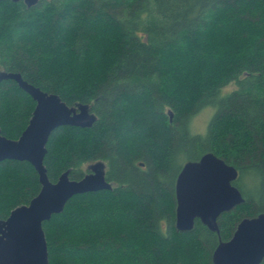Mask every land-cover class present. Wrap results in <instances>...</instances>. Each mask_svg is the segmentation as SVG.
<instances>
[{"label": "trees", "instance_id": "trees-1", "mask_svg": "<svg viewBox=\"0 0 264 264\" xmlns=\"http://www.w3.org/2000/svg\"><path fill=\"white\" fill-rule=\"evenodd\" d=\"M3 71L97 116L47 143L52 182L103 161L112 183L44 222L48 264H213L220 241L264 212V0H0ZM206 106L208 132L193 133ZM35 107L15 80H0L2 135L18 140ZM208 152L238 169L245 202L219 217L220 233L199 219L178 231L177 178ZM41 188L30 162L1 161L0 219Z\"/></svg>", "mask_w": 264, "mask_h": 264}, {"label": "water", "instance_id": "water-1", "mask_svg": "<svg viewBox=\"0 0 264 264\" xmlns=\"http://www.w3.org/2000/svg\"><path fill=\"white\" fill-rule=\"evenodd\" d=\"M20 1V0H12ZM29 6L40 0H24ZM13 79L33 97L36 107L29 125L18 140L2 135L0 162L12 159L30 162L42 184L29 205L12 210L0 219V264H48V246L43 224L61 213L77 194L112 189L106 178V164L99 162L81 179H72L70 170L52 182L44 160L52 132L60 126L92 127L97 116L87 104L69 106L55 93L42 90L26 81L19 72L0 73L1 79ZM144 165V163H142ZM239 171L212 152L199 160L187 161L176 183V228L194 229L199 219L210 230L220 233L219 217L245 202L234 185ZM264 259V212L243 218L231 239L220 241L212 254L213 264H261Z\"/></svg>", "mask_w": 264, "mask_h": 264}, {"label": "rangeland", "instance_id": "rangeland-1", "mask_svg": "<svg viewBox=\"0 0 264 264\" xmlns=\"http://www.w3.org/2000/svg\"><path fill=\"white\" fill-rule=\"evenodd\" d=\"M236 85L235 83H231L230 85H228L225 90H231L232 88H234ZM215 112V107L214 106H206L205 108H203L193 119V121L191 122V130L193 133H197V134H201V135H205L208 132V126L209 123L213 117V114ZM97 163L99 162H91L89 164H87V169L91 170V168L93 166H95Z\"/></svg>", "mask_w": 264, "mask_h": 264}, {"label": "flooded vegetation", "instance_id": "flooded-vegetation-1", "mask_svg": "<svg viewBox=\"0 0 264 264\" xmlns=\"http://www.w3.org/2000/svg\"><path fill=\"white\" fill-rule=\"evenodd\" d=\"M141 165H142V163H141Z\"/></svg>", "mask_w": 264, "mask_h": 264}]
</instances>
